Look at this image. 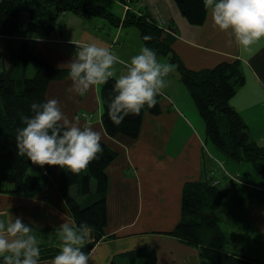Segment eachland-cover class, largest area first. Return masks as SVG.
Wrapping results in <instances>:
<instances>
[{
	"label": "crops",
	"instance_id": "0c3cea01",
	"mask_svg": "<svg viewBox=\"0 0 264 264\" xmlns=\"http://www.w3.org/2000/svg\"><path fill=\"white\" fill-rule=\"evenodd\" d=\"M122 2L125 5L122 16L108 10L119 17L114 28L93 15L62 12L50 34L35 36V52L49 63L63 67L75 57L80 45L94 40L109 46L122 60L130 61L144 43L129 50L130 43L122 33L126 11L150 15L161 27L169 28L171 49L185 67L198 71L223 61L239 62L245 79L230 103L246 123L251 137L264 149V38L245 50L213 25L210 10L201 24H192L174 0H145V7L139 3L131 7L128 0ZM121 34L125 38L119 43ZM159 56H167L169 61L161 60L175 64L168 55ZM120 70L116 68L119 75ZM177 80L180 82L181 78ZM71 83L69 76L50 81L46 99H57L62 111L81 127L100 131L101 141L117 152L107 165L105 233L85 252L91 256L89 264H109L112 259L123 264L124 252L150 249L156 256L155 264H201L197 246L169 231L181 217L185 184L209 181L210 168L215 169L216 187L223 194L219 225L228 236L229 244L237 242L227 251L264 262V177L253 166L245 168V179L239 176L238 170L234 174L228 171L218 154L224 159L227 157L212 142L217 153L211 151L193 123L184 116L183 111L190 112L191 107L186 100L181 101L179 88L174 97L163 90L158 98L161 111L158 114L145 111L139 135L132 139L124 134L110 136L104 130L99 86L78 95L66 91ZM182 125L185 129L178 134L180 140L171 143L176 129ZM230 163L238 165L234 160ZM224 169L232 176L225 175ZM44 173L48 174L46 170ZM9 215L21 216L24 223L31 224L41 251L59 249L58 226L63 219L73 221L53 176L34 195L0 191V218ZM40 234L50 235L47 243L51 244L44 246L46 242L40 239ZM89 234L88 229L86 242ZM53 258L40 260L39 264H52Z\"/></svg>",
	"mask_w": 264,
	"mask_h": 264
},
{
	"label": "trees",
	"instance_id": "16d2710c",
	"mask_svg": "<svg viewBox=\"0 0 264 264\" xmlns=\"http://www.w3.org/2000/svg\"><path fill=\"white\" fill-rule=\"evenodd\" d=\"M180 12L192 24H201L207 14L203 0H174ZM65 11L80 15H102L111 21L119 20L101 5L89 0H0V36L9 37L5 59L0 50V191L34 195L52 176L63 197L74 223L87 224L91 231L83 251L88 252L104 236L107 224V165L117 152L101 141L103 149L98 159L73 174L59 166H39L26 156L18 155L15 129L22 127L20 114L32 116L30 105L47 102L45 92L50 81L68 76L64 67L53 65L35 52V36L50 34L58 16ZM124 24H135L146 47L158 54L168 55L178 65L181 80L188 88L193 102L205 122L206 137L227 158L250 161L264 177V149L249 138L247 125L231 105L230 99L244 82L238 61H223L203 70H191L172 51L171 35L156 24L150 15H137L126 11ZM149 35L151 40L143 37ZM18 39V41H17ZM9 60V61H8ZM35 71L27 76L29 64ZM115 78L99 86L102 106L101 122L110 136L124 134L132 139L140 132L145 111L158 114L159 103L149 108L145 105L139 115L129 114L116 126L108 117L107 103L113 92ZM160 96V95H159ZM159 96L156 97L157 101ZM48 174H45L44 171ZM223 194L203 181L186 183L183 188L181 217L169 232L197 246L201 264H264L225 249L227 237L219 225V210ZM59 249L41 251L40 260L54 257ZM123 264H155L152 249L124 252ZM0 264H3L0 258ZM109 264H121L112 259Z\"/></svg>",
	"mask_w": 264,
	"mask_h": 264
},
{
	"label": "clouds",
	"instance_id": "9594fccd",
	"mask_svg": "<svg viewBox=\"0 0 264 264\" xmlns=\"http://www.w3.org/2000/svg\"><path fill=\"white\" fill-rule=\"evenodd\" d=\"M203 3L211 12L213 25L234 38L243 49H250L264 38V0H203ZM143 39L148 41L152 37L145 35ZM123 63L109 46L94 40L84 43L75 57L62 65L72 82L66 91L84 95L90 88L115 78V95L106 103L109 119L119 126L129 114L139 115L145 105L155 107L156 97L168 86L166 77L174 74L181 78L178 65L159 60L156 51L146 46H141L126 64L125 73L117 77L115 65ZM30 109L33 115L21 113L23 126L15 129L18 155L41 167L59 166L78 174L102 154V133L70 120L57 99L42 104L34 102ZM34 232L21 216L0 218L3 264H39L41 249ZM57 235L59 252L52 264H89L91 256L83 251L87 224L77 226L63 219Z\"/></svg>",
	"mask_w": 264,
	"mask_h": 264
},
{
	"label": "rangeland",
	"instance_id": "374dc122",
	"mask_svg": "<svg viewBox=\"0 0 264 264\" xmlns=\"http://www.w3.org/2000/svg\"><path fill=\"white\" fill-rule=\"evenodd\" d=\"M24 1H26V0H24ZM91 1H93V0H91ZM171 1H173V0H171ZM94 2H95V4L104 6V8H105L106 11L109 10L112 13H114L116 16H122L123 13H124V10H125V5L123 4L122 0H94ZM144 2H145V0H128V4L131 7H134L135 5H137V3L141 4L142 6H144ZM175 5H176V3H175ZM93 16L96 17V18H98L99 21L101 23H104V25H106V26L111 25L113 27V25H114V22L109 21L107 19L108 17H106V16H102V15H93ZM122 29L124 31L122 33L125 34L126 38L128 39V41L130 43L129 50L130 49H136L139 46H141V43L143 44L142 38H141L140 33H139V28L135 24H133V23H131V24H124V26H123ZM125 36L121 34V37L118 39L119 40V43L124 40ZM0 38L3 39V40H0V49H2V52L4 53L5 59H9L10 57L8 56V52H6V43L8 42L7 40H8L9 37H0ZM17 41H18V39H17ZM80 47H82V46L80 45ZM163 57H165V58H163ZM158 59L159 60L163 59L165 61H169V59H168L167 56H159ZM122 61H124V64H122V66L115 65V68H118L119 70L122 68L119 72H121L122 74H124L125 71H126V64L128 62H130V61H127V60H122ZM34 71H35L34 64L33 63L29 64L28 69H27V72H26L27 73V76H32V74H33ZM118 76H119V73H117V77ZM166 79H167V77H166ZM167 81H168V86L165 88L166 91L169 92L174 97L178 93V90L177 89L179 88V97L181 98V101L182 100H186L187 101L186 103L189 104V106L191 107V111L190 112L183 111L184 116L186 118H188V120H190L193 123L194 127L196 128V131L199 132L201 134V136L204 138V140H205L206 145L208 146V148L216 154L217 151L212 146L211 141L206 137V129H205L204 119L201 116V114H200L197 106L194 105L195 103L190 98V96H189L190 95V92H189L188 88L185 86V84L182 82V80L180 82H178V80L174 76V74H170L169 79ZM173 88H174V91L175 92L173 91ZM177 102L180 103V101H178V99H177ZM184 129L185 128L183 127V125L180 126L178 129H176V133H175L176 136L173 137L170 142L171 143L178 142L180 140V138H181V135H178V134L181 131H183ZM247 130H248L249 138L257 144V141H255L251 137L248 128H247ZM218 157H220L219 160L223 162V165L228 169V171L230 173H233L234 174L235 172H238L239 171L238 172L239 173V176L241 178H243V179L246 178L245 175L243 174V172L246 170L245 168L246 167H248V168L250 167L251 168L253 166L250 161H242V162L235 161V162L238 163V165H236V164H233L232 165V163H230L231 162L230 159H228V158H225L224 159L223 156L222 155H219V154H218ZM209 158L211 159L210 156H209ZM217 165H218V163H217ZM222 168H223V166H222ZM214 170L215 169H213V168H210L209 169V171L212 172V175H213L212 177L209 178V183H211V181H213V180H216V183L214 184V186H216L217 183H218V178L215 179V177H214L215 176ZM224 172H225V175L232 176L225 169H224ZM219 217H221V213H219ZM219 224H220V219H219ZM39 237H40L41 240H45V241H43V242H46L44 246H47V245H50L51 244V243H47V242H49L48 240L50 239V235L40 234ZM227 239H228V244H226L225 249L226 250H232L234 248V246L237 244V242H235V243L233 242L232 243L233 245L230 243L231 244L230 245L229 244V238H228V236H227ZM119 262H120V260H119Z\"/></svg>",
	"mask_w": 264,
	"mask_h": 264
},
{
	"label": "bare ground",
	"instance_id": "6f19581e",
	"mask_svg": "<svg viewBox=\"0 0 264 264\" xmlns=\"http://www.w3.org/2000/svg\"><path fill=\"white\" fill-rule=\"evenodd\" d=\"M156 24L158 25V27H160V28L163 29L164 31L169 32V28L161 27L157 21H156ZM5 192H9V191H5ZM10 193H17V192H10ZM87 239H88V238H87Z\"/></svg>",
	"mask_w": 264,
	"mask_h": 264
},
{
	"label": "built area",
	"instance_id": "2783aa9c",
	"mask_svg": "<svg viewBox=\"0 0 264 264\" xmlns=\"http://www.w3.org/2000/svg\"><path fill=\"white\" fill-rule=\"evenodd\" d=\"M212 172H209V178L212 177ZM216 183V180L211 181V184L214 185Z\"/></svg>",
	"mask_w": 264,
	"mask_h": 264
},
{
	"label": "water",
	"instance_id": "95a60500",
	"mask_svg": "<svg viewBox=\"0 0 264 264\" xmlns=\"http://www.w3.org/2000/svg\"><path fill=\"white\" fill-rule=\"evenodd\" d=\"M89 235H91V231H90V234Z\"/></svg>",
	"mask_w": 264,
	"mask_h": 264
}]
</instances>
